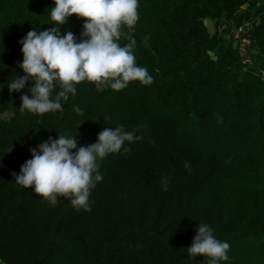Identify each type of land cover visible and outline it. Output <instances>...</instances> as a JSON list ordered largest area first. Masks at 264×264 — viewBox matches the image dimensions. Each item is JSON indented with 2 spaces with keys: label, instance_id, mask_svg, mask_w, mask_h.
<instances>
[{
  "label": "trees",
  "instance_id": "16d2710c",
  "mask_svg": "<svg viewBox=\"0 0 264 264\" xmlns=\"http://www.w3.org/2000/svg\"><path fill=\"white\" fill-rule=\"evenodd\" d=\"M52 6L0 0L2 109L17 93L9 81L23 75L18 41L51 27ZM138 13L134 54L150 85L97 91L82 81L62 111L34 114L19 104L15 116L0 119L4 264H206L185 251L200 223L230 244L220 264H264V0H139ZM83 22L69 17L61 35L71 31L79 41ZM30 85L21 91L30 95ZM118 124L142 139L100 161L90 211L64 197L51 205L15 184L30 148L59 133L88 145Z\"/></svg>",
  "mask_w": 264,
  "mask_h": 264
},
{
  "label": "clouds",
  "instance_id": "9594fccd",
  "mask_svg": "<svg viewBox=\"0 0 264 264\" xmlns=\"http://www.w3.org/2000/svg\"><path fill=\"white\" fill-rule=\"evenodd\" d=\"M138 5L139 0H53L48 8L51 27L33 28L18 41L23 75H14L7 88L17 92L31 82L30 95L20 96L19 109L34 114L62 111V100L75 96L76 85L82 81L94 83L97 91H120L134 81L150 85L153 76L136 62L134 54L137 41L132 30L139 19ZM73 15L84 20L79 41L71 31L61 35L62 25ZM122 38L127 42L121 44ZM73 110L83 115L78 105ZM75 137L59 133L30 148L31 158L18 174L13 173L15 184L31 188L51 205L64 197L73 207L90 211L91 190L103 179L100 161L122 148L127 151L126 142L142 137L123 124L104 127L88 145L78 147ZM162 182L166 187V180ZM194 231L185 249L191 259L203 256L206 264L229 260L230 244L217 239L207 223H200Z\"/></svg>",
  "mask_w": 264,
  "mask_h": 264
},
{
  "label": "water",
  "instance_id": "95a60500",
  "mask_svg": "<svg viewBox=\"0 0 264 264\" xmlns=\"http://www.w3.org/2000/svg\"><path fill=\"white\" fill-rule=\"evenodd\" d=\"M202 23H203L204 27L206 28V30L209 34V37H213L216 33V29H215L214 24L207 19L202 20ZM23 94L24 93L21 90L17 91L16 95L14 96V102H13L12 108L2 109L0 107V119L7 120V119H9V118H11L17 114V110H18V107L20 104V96ZM1 100H2V94H0V101Z\"/></svg>",
  "mask_w": 264,
  "mask_h": 264
},
{
  "label": "built area",
  "instance_id": "2783aa9c",
  "mask_svg": "<svg viewBox=\"0 0 264 264\" xmlns=\"http://www.w3.org/2000/svg\"><path fill=\"white\" fill-rule=\"evenodd\" d=\"M241 35H243V28H242V27H239L238 30H237L236 33H235V36H236V37H239V36H241ZM246 44H248L247 39L244 38V37H241V38H240V45H241V46H244V45H246Z\"/></svg>",
  "mask_w": 264,
  "mask_h": 264
}]
</instances>
